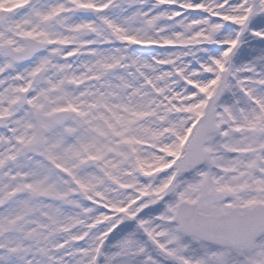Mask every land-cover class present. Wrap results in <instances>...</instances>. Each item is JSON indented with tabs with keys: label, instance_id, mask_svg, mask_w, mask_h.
<instances>
[{
	"label": "snow or ice",
	"instance_id": "obj_1",
	"mask_svg": "<svg viewBox=\"0 0 264 264\" xmlns=\"http://www.w3.org/2000/svg\"><path fill=\"white\" fill-rule=\"evenodd\" d=\"M0 264H264V0H0Z\"/></svg>",
	"mask_w": 264,
	"mask_h": 264
}]
</instances>
